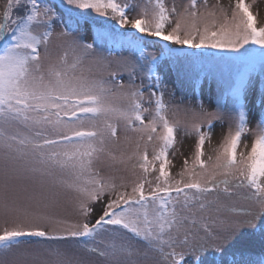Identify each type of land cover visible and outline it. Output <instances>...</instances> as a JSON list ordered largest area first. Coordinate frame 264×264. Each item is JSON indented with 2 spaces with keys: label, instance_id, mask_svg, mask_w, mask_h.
I'll return each mask as SVG.
<instances>
[{
  "label": "snow or ice",
  "instance_id": "obj_1",
  "mask_svg": "<svg viewBox=\"0 0 264 264\" xmlns=\"http://www.w3.org/2000/svg\"><path fill=\"white\" fill-rule=\"evenodd\" d=\"M104 45L120 49L115 63L127 84L115 71L109 80L93 74L92 66L111 67ZM161 65L181 85L210 81L217 89L212 110L196 96L184 109L185 134L196 139L191 164L185 158L175 176L169 156L181 122L168 118ZM258 77L264 81V25L246 0L227 8L220 0L137 8L126 0H3L0 264H87L81 252L109 264H264V116L250 128L247 107ZM216 122L228 131L205 160ZM121 123L125 141L136 134L135 148L117 156ZM246 135L251 147L241 151ZM116 163L131 179L117 183L97 167ZM221 187L228 198L246 190L235 193L244 203L207 200ZM66 196L76 214L70 223L51 215ZM104 232L106 246H90ZM45 241L76 249L21 247Z\"/></svg>",
  "mask_w": 264,
  "mask_h": 264
},
{
  "label": "rangeland",
  "instance_id": "obj_2",
  "mask_svg": "<svg viewBox=\"0 0 264 264\" xmlns=\"http://www.w3.org/2000/svg\"><path fill=\"white\" fill-rule=\"evenodd\" d=\"M3 0H0L2 3ZM121 2H125V0H121ZM133 8H137L140 4L147 3V0H126ZM177 7H180L182 2H186V0H175ZM169 6L172 4V0H167ZM216 0H209V5L215 4ZM235 0H220V4L227 8L230 4H234ZM246 3L251 5V10L253 14L257 16L258 24L264 25V0H246ZM86 35L85 39L87 42H91L90 33L91 29H84ZM151 50V49H150ZM57 49L53 46V52ZM101 54L106 58L107 61H111L110 68L104 67H96L92 66L93 74L98 78H102L104 80H109V73L111 71H115L117 76L123 77L124 83H128V74L122 68L118 67L115 63V60L120 58V49L112 47L110 45H104L101 49H99ZM85 66H88V62H85ZM157 72L161 76L162 80L166 85L165 91V103L169 105L168 110V118L170 121H180V125L177 128V144L175 149L172 150L169 159L172 163L169 165L170 171L173 176L176 175L179 171H181L183 166V161L185 158L189 160L191 164L193 152H194V143L195 136L194 135H186L184 131V122L188 119V117L184 113V109L190 105L195 104L193 101V96L198 97L199 100H202L204 106L209 110H212L210 102L214 103L216 87L214 84H211L210 81H204L198 88H193L188 85H181L175 77V74L169 70L166 65H161L157 68ZM136 83H139V79H137ZM115 91H119V89H115ZM261 91H264V81H262L259 77L254 82L253 88L250 91L247 98V107L249 110V120L250 128H255V123L262 116H264V109L260 106L261 101ZM174 93V95H173ZM147 98V94H146ZM116 104H124L125 101L121 100L119 97L114 98L113 100ZM147 106V104H146ZM151 113L146 114V119L150 118ZM124 125L120 124V136L121 139L119 143L114 146L111 150L120 155L121 152L125 153V155L130 154L134 151L135 148V137L136 134L132 132H128L127 135L130 137L129 141L124 140ZM228 131L227 123L221 125L219 122L215 123V126L212 131V139L210 142H206L205 144V156L204 159L207 160L209 155L214 156L215 153L213 149L218 146L223 136L226 135ZM252 142L251 135H246L243 139V143L240 146L241 151L250 150ZM244 144L248 145V149L244 148ZM152 148H149V153L151 154ZM97 167L102 169L103 176H112L115 177L116 182L119 183L120 179L123 177L125 179H131L130 171L126 170V166L123 164L116 163L113 167L109 168L105 164H98ZM158 167V165H157ZM178 178V177H176ZM236 192L240 193V196L246 194V190H233V195L231 198H228L226 194L223 192V188L217 189L216 192L209 194L207 196V200L214 199L217 195H219L220 199L229 205L239 206L244 203L242 198H238L236 196ZM51 215L54 219H60L66 222H73L76 219V214L71 203L70 196H66L63 198V202L60 206L51 210ZM0 226H2V221H0ZM109 227V226H106ZM123 231V230H121ZM24 239H32L34 241L39 240V238H24ZM110 236L108 232L102 233L97 237L95 242H91L90 246H98L100 248H104L106 244L109 242ZM60 246L62 248L68 249L69 251H74L76 249V245L72 241H59V242H42V243H33L31 245H22V248H45L48 246ZM137 246H140L137 244ZM80 255L84 257L87 264H109V262L105 259V257L100 256L99 254L92 253L88 254L86 252H81Z\"/></svg>",
  "mask_w": 264,
  "mask_h": 264
}]
</instances>
